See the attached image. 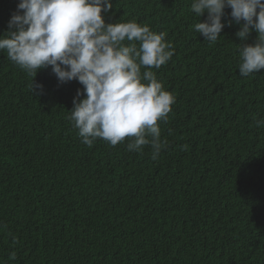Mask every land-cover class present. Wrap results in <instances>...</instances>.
Returning <instances> with one entry per match:
<instances>
[{"label": "trees", "instance_id": "1", "mask_svg": "<svg viewBox=\"0 0 264 264\" xmlns=\"http://www.w3.org/2000/svg\"><path fill=\"white\" fill-rule=\"evenodd\" d=\"M18 2L0 0V34ZM111 2L107 23L147 24L175 49L152 69L175 96L167 145L155 160L127 138L88 147L68 120L83 86L0 52V264H264V69L238 70L257 34L238 38L230 8L210 43L192 0Z\"/></svg>", "mask_w": 264, "mask_h": 264}, {"label": "clouds", "instance_id": "2", "mask_svg": "<svg viewBox=\"0 0 264 264\" xmlns=\"http://www.w3.org/2000/svg\"><path fill=\"white\" fill-rule=\"evenodd\" d=\"M112 7L111 0H19L0 34V52L29 76L50 66L59 83L83 86L67 110L83 144L91 147L99 138L114 147L127 138V151L150 146L155 160L167 145L159 125L167 123L175 96L152 69L167 64L175 49L147 24L107 23L102 12ZM190 8L199 17L194 30L210 43L221 37L230 8L227 24L239 25L238 38L257 34L253 43L238 45L240 76L264 69V0H192ZM36 88L43 85L33 79ZM256 126L264 127V119Z\"/></svg>", "mask_w": 264, "mask_h": 264}]
</instances>
